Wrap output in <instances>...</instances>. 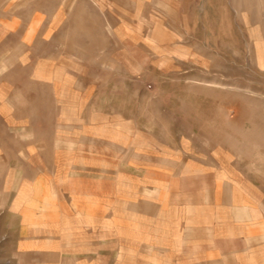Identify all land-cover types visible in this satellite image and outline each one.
Wrapping results in <instances>:
<instances>
[{
	"label": "rangeland",
	"instance_id": "rangeland-1",
	"mask_svg": "<svg viewBox=\"0 0 264 264\" xmlns=\"http://www.w3.org/2000/svg\"><path fill=\"white\" fill-rule=\"evenodd\" d=\"M0 264H264V0H0Z\"/></svg>",
	"mask_w": 264,
	"mask_h": 264
}]
</instances>
